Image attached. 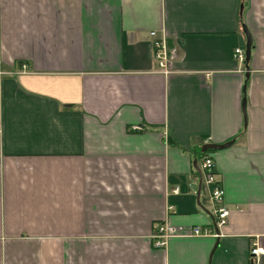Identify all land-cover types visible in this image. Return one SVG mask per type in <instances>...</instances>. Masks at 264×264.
Here are the masks:
<instances>
[{
  "label": "crops",
  "instance_id": "crops-1",
  "mask_svg": "<svg viewBox=\"0 0 264 264\" xmlns=\"http://www.w3.org/2000/svg\"><path fill=\"white\" fill-rule=\"evenodd\" d=\"M0 264H264V0H0Z\"/></svg>",
  "mask_w": 264,
  "mask_h": 264
},
{
  "label": "built area",
  "instance_id": "built-area-1",
  "mask_svg": "<svg viewBox=\"0 0 264 264\" xmlns=\"http://www.w3.org/2000/svg\"><path fill=\"white\" fill-rule=\"evenodd\" d=\"M153 42V58L158 65V70L163 73L169 72L170 55L168 50V40L165 35H160L156 30L151 31ZM236 56L240 59L245 58L244 50L240 47L235 49ZM137 128V127H134ZM200 169L204 172V180L207 184L213 185L211 189V197L215 203V219L217 226L221 227L229 220L230 210L225 205L224 201V189L220 181L215 176V161L211 151H206L201 158ZM202 172V173H203ZM178 191V188L175 189ZM180 228L173 227L168 223L158 224L153 231L152 239L156 247H165L168 238L172 235L181 233ZM214 231L209 227L195 226L189 235L206 236L211 235ZM186 234V233H183ZM253 256H258L261 253V248L258 245H254L251 249Z\"/></svg>",
  "mask_w": 264,
  "mask_h": 264
},
{
  "label": "water",
  "instance_id": "water-1",
  "mask_svg": "<svg viewBox=\"0 0 264 264\" xmlns=\"http://www.w3.org/2000/svg\"><path fill=\"white\" fill-rule=\"evenodd\" d=\"M244 31H245V34H246V50H245V59L246 61L249 60L250 56H251V47H252V38H251V34L249 33V31L247 30V28L244 26ZM249 74V69L247 68V75ZM233 142L232 141H228L226 143H210V142H207L205 143L203 146H202V151L205 152L209 149H221V148H224V147H227L229 146L231 143ZM196 163V161H195ZM200 190H201V184L199 186V191H198V195L200 194Z\"/></svg>",
  "mask_w": 264,
  "mask_h": 264
},
{
  "label": "trees",
  "instance_id": "trees-1",
  "mask_svg": "<svg viewBox=\"0 0 264 264\" xmlns=\"http://www.w3.org/2000/svg\"><path fill=\"white\" fill-rule=\"evenodd\" d=\"M205 154V152H203L202 154H201V158H202V156Z\"/></svg>",
  "mask_w": 264,
  "mask_h": 264
},
{
  "label": "rangeland",
  "instance_id": "rangeland-1",
  "mask_svg": "<svg viewBox=\"0 0 264 264\" xmlns=\"http://www.w3.org/2000/svg\"><path fill=\"white\" fill-rule=\"evenodd\" d=\"M214 186L213 185H211V188H213Z\"/></svg>",
  "mask_w": 264,
  "mask_h": 264
}]
</instances>
